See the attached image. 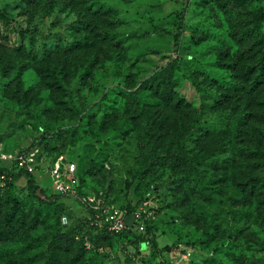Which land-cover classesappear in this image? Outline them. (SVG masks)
Instances as JSON below:
<instances>
[{
    "label": "rangeland",
    "instance_id": "374dc122",
    "mask_svg": "<svg viewBox=\"0 0 264 264\" xmlns=\"http://www.w3.org/2000/svg\"><path fill=\"white\" fill-rule=\"evenodd\" d=\"M102 1L122 21L117 31L125 55L55 93L36 63L47 51L74 43L77 16L60 1L51 6L48 0H0V15L9 18L0 20V42L25 46L37 57L13 56L18 66L8 77L0 62V167H11L10 156L43 139L47 149L77 164L85 193L102 191L104 204L129 213L141 209L145 230L132 233L147 240V248L139 251L133 235L108 237L80 196L56 194L51 177L38 172L36 182L47 199L40 201L22 177L10 191L20 212L0 183V262L9 264L19 255L30 264H264V188L257 185L255 193L245 188L248 180L258 183L264 163L248 158L247 167L238 168L241 146L231 142L213 154V139L205 133H227L241 113L249 122V139L262 138L264 145V90H252L254 81L235 68L239 55L251 52L264 33L258 15L264 1ZM186 4L176 53L174 35ZM177 56L175 90L198 109L200 119L186 138V159L173 155L175 125L165 126L163 110L145 84ZM12 217L14 228L7 226ZM79 226L87 236L84 255L76 257L75 248L63 243L51 255L53 237ZM155 241L173 250L154 251Z\"/></svg>",
    "mask_w": 264,
    "mask_h": 264
},
{
    "label": "trees",
    "instance_id": "16d2710c",
    "mask_svg": "<svg viewBox=\"0 0 264 264\" xmlns=\"http://www.w3.org/2000/svg\"><path fill=\"white\" fill-rule=\"evenodd\" d=\"M60 1V7H64L66 10H70L75 13L79 20L77 27V35L74 43L68 46H58L54 51H47L42 60L36 63V69L42 75L44 80L49 83V88L52 92H58L66 89L69 83L73 80L79 79L81 82L86 81L93 74L94 69L109 60L115 59L119 55H125L126 43L124 38L118 34V28L121 26V19L118 12L111 6L106 5L102 0H48L51 6H55ZM243 0H241L242 2ZM263 2L264 0H256ZM186 6L179 13V19L177 22V32L174 35V51L179 53L181 48V39L184 34ZM259 17L264 20V9H259ZM0 20L9 22V18L5 15H0ZM20 55H26V60L36 61L37 57L29 52L25 46L19 48H10L0 42V62H1V74L4 77L9 76V70L12 71L18 65L11 60L13 56L20 58ZM34 57H33V56ZM239 63L235 68H240L239 72L244 73L246 78L251 82L252 90H264V33L259 35V38L253 44V50L246 55H239ZM180 68V59L177 56L167 63L166 66L161 68L146 79L145 84L148 90L152 91L154 97L158 100V107L163 110V123L175 125L174 133L178 140L177 149L173 155L177 159H186L185 143L186 138L190 132H192L200 123L199 111L192 106L184 98L180 97L175 90V76L176 72ZM252 78V79H251ZM143 85V84H142ZM247 88V92L249 93ZM251 91V90H250ZM57 103H62V100L55 99ZM234 121L227 133L220 136L211 135L210 131H206V137L213 139L212 148L213 154L219 152L225 146L231 142H236L241 146L239 155L241 157L240 162H236L238 168L247 167L248 158L252 160H260L264 163V145L263 141L256 138L250 140L249 135V122L246 120L244 114H237L234 117ZM264 122V121H263ZM249 128V129H248ZM181 141V142H180ZM39 145L43 151L47 153L49 157H56L59 153L47 149L43 139L37 141L35 144ZM30 146V147H31ZM29 148V147H28ZM169 153V152H168ZM245 159V160H244ZM78 175L80 177V193H85L84 178L78 167ZM2 176L5 178L2 179ZM22 177H28V184L33 190L35 195L44 201L47 199V195L44 199L37 195V190L42 188L36 182V175L27 173L25 171L15 172L12 167H0V183L8 194L7 201L12 203V208L15 212H20L21 207L17 199L10 194L11 188L15 181ZM261 185L264 188V174L258 178V183L248 180L245 184V188L250 189V193H255L256 186ZM61 196V194H58ZM64 196V195H62ZM1 203V199H0ZM91 210V209H90ZM93 217L95 218V212L91 210ZM23 220L26 221V216H23ZM7 226H15V217L9 218ZM2 224V223H1ZM110 236L121 235L122 237L127 235H133L136 240L132 241L134 245H139V251L147 248L148 241L140 235L132 233L134 230H124L118 233L109 231L107 228L101 229ZM4 236V233H0V238ZM87 236L83 234L82 227H76L68 233H58L53 237V241L50 244L49 250L51 255L55 254L57 246L61 243L67 244L75 248L76 257H82L87 246L85 239ZM152 250L161 252H171L173 246L166 245L160 247L155 241L152 245ZM4 256L2 250H0L1 257ZM11 258L9 264H30L29 257ZM127 264H132L131 261H127ZM0 264H2L0 262Z\"/></svg>",
    "mask_w": 264,
    "mask_h": 264
},
{
    "label": "built area",
    "instance_id": "2783aa9c",
    "mask_svg": "<svg viewBox=\"0 0 264 264\" xmlns=\"http://www.w3.org/2000/svg\"><path fill=\"white\" fill-rule=\"evenodd\" d=\"M9 160L12 162L11 167L14 168L15 172L25 171L36 176L38 172L48 174L53 181L56 194L72 197L80 196L95 212V222L101 229L107 228L114 233L124 230L144 232L145 227L141 222V209L129 213L126 208L104 204L102 200L104 193L102 191L81 194L78 166L75 162L67 159L64 154L49 157L39 145H34L10 156ZM4 178L2 176V179Z\"/></svg>",
    "mask_w": 264,
    "mask_h": 264
},
{
    "label": "water",
    "instance_id": "95a60500",
    "mask_svg": "<svg viewBox=\"0 0 264 264\" xmlns=\"http://www.w3.org/2000/svg\"><path fill=\"white\" fill-rule=\"evenodd\" d=\"M37 195L39 196V197H41V198H45L46 196L42 193V188H39L38 190H37Z\"/></svg>",
    "mask_w": 264,
    "mask_h": 264
},
{
    "label": "crops",
    "instance_id": "0c3cea01",
    "mask_svg": "<svg viewBox=\"0 0 264 264\" xmlns=\"http://www.w3.org/2000/svg\"><path fill=\"white\" fill-rule=\"evenodd\" d=\"M145 249V248H144ZM143 250V249H142Z\"/></svg>",
    "mask_w": 264,
    "mask_h": 264
}]
</instances>
